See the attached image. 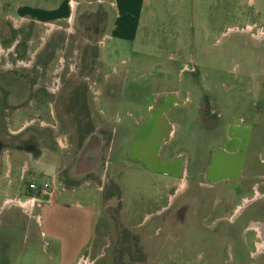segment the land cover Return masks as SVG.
<instances>
[{"label":"rangeland","instance_id":"1","mask_svg":"<svg viewBox=\"0 0 264 264\" xmlns=\"http://www.w3.org/2000/svg\"><path fill=\"white\" fill-rule=\"evenodd\" d=\"M18 1L0 0L1 186L11 164L16 179L23 159L34 162L30 142L55 152L61 184L76 187L58 202L86 210L58 221L83 243L77 264H264V91L238 93L264 82V0H145L134 29L122 32L107 0H85L49 25L13 24L7 16L20 14L7 7ZM63 1L27 3L49 11ZM225 85L229 99L213 113ZM20 112L28 128L15 135ZM235 136L244 154L233 155ZM208 161L227 164L231 177L247 161V178L193 181ZM34 180L24 179L14 198L41 201L28 209L0 201V264L55 262L45 233L55 222L46 196L27 191ZM180 181L191 182L188 193L177 194Z\"/></svg>","mask_w":264,"mask_h":264},{"label":"crops","instance_id":"2","mask_svg":"<svg viewBox=\"0 0 264 264\" xmlns=\"http://www.w3.org/2000/svg\"><path fill=\"white\" fill-rule=\"evenodd\" d=\"M27 1L29 0H22V1H18L16 2V4H12L9 5V7H7L9 10H17L20 14V18H14V16L8 15L7 19H13V24H15L16 22H35V23H43L45 25H49V24H54L55 21H53L51 18L55 15H57L58 13H60V16L62 15V19L66 18L69 19L70 16L73 15V12L75 11V8L78 7L79 5L83 4L85 0H64L62 2V4L58 7H54V9L52 10H45L43 6L38 5L36 3L34 4H28ZM145 0H114V2H112V0H107L106 2H108L111 6L112 4H115L114 6H116V8L119 9V12L117 14L118 16V26L119 29L117 30V32H122L123 30H133L135 25H136V21L138 19V17L141 14V9L143 7ZM36 2V1H34ZM87 3L91 2L93 3L94 1L90 0V1H86ZM96 2H99L98 0H96ZM14 47L17 46L16 43H14L13 45ZM228 86H222L219 87V91L217 92L216 98L214 99V105L215 107L212 109L213 113H217V110H222L223 109V100L221 98H226L229 99L228 97ZM177 90H172L171 94H179L180 89L181 88H176ZM242 90V91H241ZM245 90V95L250 97V98H254L255 96L261 95V92L264 91V82H255L253 81L250 84H247V86L245 87V85H243V87L240 89V92L238 91V93L240 95H242L241 93ZM227 91V92H226ZM244 94V93H243ZM244 96V95H242ZM248 103V101L246 102ZM250 105V104H249ZM202 110V104L198 105V113L196 115V120H198L200 111ZM223 111V110H222ZM221 114V113H220ZM20 116H21V112L20 114H18L13 120L14 122H16L17 124H20ZM18 117V118H17ZM35 120V119H34ZM27 123L23 124L21 126V124L15 128L14 131H12L15 135L21 133L22 131L26 130L27 127ZM204 130H208V129H204ZM35 132V131H34ZM32 133V131H31ZM37 135V134H36ZM242 136H235L233 139H231L232 142H234V147H236V149H233L234 153L233 155L237 154V152L239 150H241V152H243V154L247 151L248 147L244 146H240L242 142L241 140ZM28 142H30L31 139L27 138ZM26 141V140H25ZM18 145V150L21 154H24V150L27 149L26 147H24L25 145L22 144V138L19 139V141L15 142ZM29 145H32V147L29 146V148L26 150L28 152V155H31L32 159H33V163H29V161L26 159H23L24 161H27V165H24V163L22 162L17 168L18 171V178L13 179L12 178V174L14 173V165L11 164L10 165V171L8 173H6L8 175V177H10L9 180V186L7 188H3L1 186L0 183V201H7V204L10 203L9 201H13L15 200L14 197H20L19 196V188H21V183L24 179H32V178H38L39 182L43 179H48L51 180L54 185L56 186V195L53 201L51 202H47L48 205V209L50 214L53 216L51 218V220L53 222H55V226L51 227V224L49 226V230L48 233L45 231L46 235H50L52 241L55 242V253L52 251V249L49 251L50 252V261H55L52 264H77L80 260V258L82 257V254L85 250V248L83 247V243L82 241L76 238V236H67L64 235L65 233V228H71L73 229V226L71 225H64L62 224L60 227H58L59 225V219L60 217H63L66 213H69L70 209H75L77 211V214L79 216H81V218H83L84 212L86 211H82V210H78V208H81V203H77V204H73L69 205L63 202H58V198L59 195H64L65 198L64 200H71L72 197L71 195L65 194V193H70V191H76V187H64V185L61 184L60 182V172H62L65 168H61L58 163H56L55 161H53V159L55 158V152L51 149L47 148H43V150L41 151L36 142H30ZM25 151V152H26ZM223 150H220V154L219 155H223ZM55 155V156H54ZM26 156V155H25ZM245 156V155H244ZM56 159V158H55ZM236 159V158H235ZM223 160V159H222ZM212 161H208V166H206V171L202 172H198L195 171L193 173V181H199L198 183L205 186L206 184L208 185H214V184H220V185H225L227 182L234 180V179H238V178H247L245 175V169L248 167L247 165V161L244 163V165L240 168V173H238L237 175L231 177V175H229L228 170L225 169H230L228 167L227 164L223 165L221 164L220 166L213 164ZM211 163V164H210ZM212 169H214L215 171H212ZM217 170V171H216ZM245 176V177H244ZM206 180V181H205ZM35 181V180H34ZM17 182V183H16ZM15 184H17V186H15ZM15 186V187H14ZM59 186H62L59 189ZM191 187V182L189 181H180L179 185L175 188L177 194H186L189 192V188ZM26 188L27 191H30L28 189V186L26 184ZM79 188V187H78ZM64 192V193H63ZM259 194V193H258ZM25 198L27 197V194L24 195ZM22 198V197H21ZM100 199V198H99ZM96 199L92 200V202H94L96 205L99 204L100 200ZM64 201V202H65ZM6 204V205H7ZM45 205L41 208V211H43ZM4 208V207H3ZM47 209V208H45ZM41 213V212H40ZM39 213V217L41 218V214ZM89 216L94 215V223L95 226L97 224V218L99 216V210L93 207L89 208V212H87ZM3 214L2 211H0V218L1 215ZM48 214V212H47ZM49 215V214H48ZM42 218L40 219V223H41ZM47 219H45V224H47ZM94 226L92 227V230L90 232V238H94V234H95V229H93ZM96 228V227H95ZM76 241V242H75ZM264 244V242H263ZM262 245V244H260ZM259 245V247H260ZM2 246V245H1ZM49 254V253H48ZM3 257H0V260H2ZM50 264V263H49Z\"/></svg>","mask_w":264,"mask_h":264},{"label":"built area","instance_id":"3","mask_svg":"<svg viewBox=\"0 0 264 264\" xmlns=\"http://www.w3.org/2000/svg\"><path fill=\"white\" fill-rule=\"evenodd\" d=\"M28 189L31 191H35L37 192L38 194L42 195V196H46L43 198V200H45L46 202H51L54 200L55 198V195H56V186L54 185V183L51 181V180H48V179H43L41 180L40 182H36V181H33V182H30L28 184ZM40 196H29V197H26L23 201V199H19V200H13V201H16V203H19L21 204L23 207L25 208H29L30 205H31V202L34 200V199H39ZM41 201V200H40Z\"/></svg>","mask_w":264,"mask_h":264},{"label":"bare ground","instance_id":"4","mask_svg":"<svg viewBox=\"0 0 264 264\" xmlns=\"http://www.w3.org/2000/svg\"><path fill=\"white\" fill-rule=\"evenodd\" d=\"M263 246H264V245L262 244V246H261V247L263 248Z\"/></svg>","mask_w":264,"mask_h":264}]
</instances>
